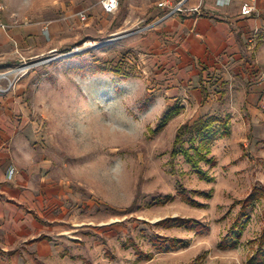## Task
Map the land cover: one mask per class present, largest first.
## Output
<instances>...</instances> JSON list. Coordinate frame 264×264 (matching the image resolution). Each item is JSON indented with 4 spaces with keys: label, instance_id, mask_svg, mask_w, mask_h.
I'll list each match as a JSON object with an SVG mask.
<instances>
[{
    "label": "rangeland",
    "instance_id": "rangeland-1",
    "mask_svg": "<svg viewBox=\"0 0 264 264\" xmlns=\"http://www.w3.org/2000/svg\"><path fill=\"white\" fill-rule=\"evenodd\" d=\"M101 1L0 0L2 137L57 250L6 264H264V0L167 22ZM201 16L224 20L210 53Z\"/></svg>",
    "mask_w": 264,
    "mask_h": 264
},
{
    "label": "crops",
    "instance_id": "crops-1",
    "mask_svg": "<svg viewBox=\"0 0 264 264\" xmlns=\"http://www.w3.org/2000/svg\"><path fill=\"white\" fill-rule=\"evenodd\" d=\"M130 1V6L132 7H145V13L149 15L152 21H160L159 15L165 11V9L156 6L155 0L151 4L147 0ZM235 1H238L237 13L239 18L253 16L240 14V6L245 0ZM165 14L162 16L164 18L162 21L175 20V15L166 17ZM222 19L220 17L212 23L206 17L201 16L197 20L199 31H196L195 36L203 38L201 43L204 49L202 51L210 53V43L213 46L215 45L213 39L218 43L224 38L220 36L222 32L219 24L224 21H221ZM215 22L216 25H214ZM222 29L225 31L224 34H229L228 26L226 28L222 27ZM237 37H239V34H237ZM3 117V112L0 111V119ZM4 130L5 127L0 124V264H6L8 260L12 263L23 262L25 260L22 254L24 247L29 249V253H31L29 257L32 260L37 258L38 255L48 257L55 255L57 250L54 249V246L46 244V241L41 238L42 233L47 235L44 232L46 228L41 224V221L44 216H47L48 213L46 211L50 208L42 195H38L40 188L33 189L34 186H31V183L33 185L31 178L23 179L22 175L24 172L20 163V154L17 147L13 155L9 152L4 143L6 140L2 137L3 134L5 135ZM11 165L15 166L17 172L12 179L8 180L6 174L8 167ZM40 167L41 164L37 167L36 165L28 166V172L30 174L39 173ZM36 169L39 170L36 171Z\"/></svg>",
    "mask_w": 264,
    "mask_h": 264
},
{
    "label": "built area",
    "instance_id": "built-area-1",
    "mask_svg": "<svg viewBox=\"0 0 264 264\" xmlns=\"http://www.w3.org/2000/svg\"><path fill=\"white\" fill-rule=\"evenodd\" d=\"M188 0H178L175 3H173V0H155V4L158 8L167 10L165 16H174L177 13L183 11V8L185 6V3ZM202 0H200L201 3ZM233 0H214V6L216 8H224L229 6L232 3ZM253 1L254 0H245L242 2L240 6V13L242 15H250L253 11ZM200 3L196 6H193L191 9L194 12H198L200 8ZM119 4V0H102L101 5L105 13H113ZM79 16V19L85 20L86 19V10H81L77 14ZM0 26L4 29V26L0 24ZM42 31L47 34L48 33V25L45 24L42 26ZM264 104V103H263ZM17 172L15 166L11 165L8 167L7 170V179L10 180Z\"/></svg>",
    "mask_w": 264,
    "mask_h": 264
},
{
    "label": "trees",
    "instance_id": "trees-1",
    "mask_svg": "<svg viewBox=\"0 0 264 264\" xmlns=\"http://www.w3.org/2000/svg\"><path fill=\"white\" fill-rule=\"evenodd\" d=\"M212 124V120H208L203 122V126H199L198 128V134L201 135V142L209 143L212 139L211 130L209 129V126Z\"/></svg>",
    "mask_w": 264,
    "mask_h": 264
}]
</instances>
